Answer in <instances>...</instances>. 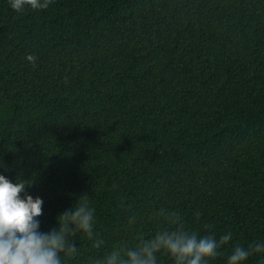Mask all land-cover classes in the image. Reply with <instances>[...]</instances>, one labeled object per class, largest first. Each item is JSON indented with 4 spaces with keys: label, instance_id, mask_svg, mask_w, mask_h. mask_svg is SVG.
<instances>
[{
    "label": "trees",
    "instance_id": "obj_1",
    "mask_svg": "<svg viewBox=\"0 0 264 264\" xmlns=\"http://www.w3.org/2000/svg\"><path fill=\"white\" fill-rule=\"evenodd\" d=\"M0 173L31 180L41 231L87 194L103 243L66 264L135 243L121 199L146 236L159 208L231 231L210 264L264 240V0H0Z\"/></svg>",
    "mask_w": 264,
    "mask_h": 264
},
{
    "label": "clouds",
    "instance_id": "obj_2",
    "mask_svg": "<svg viewBox=\"0 0 264 264\" xmlns=\"http://www.w3.org/2000/svg\"><path fill=\"white\" fill-rule=\"evenodd\" d=\"M48 3L49 0H9V6L15 11L25 7L43 9ZM25 59L31 63L36 57L28 54ZM30 183L31 180L19 176L10 180L0 173V264H66L77 256L78 246L73 241H79L81 236L94 247L101 246L103 241L96 231V210L87 194L57 215L56 226L41 231L38 217L43 199L25 190ZM118 207L129 211L126 226L135 232V243L129 246L122 240L103 255L90 258L88 264H159L158 255L167 256L171 264H210L222 255V246L233 238L231 231L217 236L213 232L201 235L189 230L179 213L165 208L153 211L152 216L162 221V225L146 236L139 216L130 206L124 205L121 199ZM258 253H264V240L251 242L247 247L236 244L227 254L225 264H244Z\"/></svg>",
    "mask_w": 264,
    "mask_h": 264
}]
</instances>
